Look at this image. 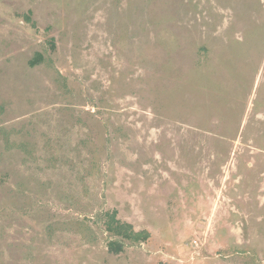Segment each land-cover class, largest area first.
<instances>
[{"label":"rangeland","instance_id":"374dc122","mask_svg":"<svg viewBox=\"0 0 264 264\" xmlns=\"http://www.w3.org/2000/svg\"><path fill=\"white\" fill-rule=\"evenodd\" d=\"M0 264H264V0H0Z\"/></svg>","mask_w":264,"mask_h":264},{"label":"trees","instance_id":"16d2710c","mask_svg":"<svg viewBox=\"0 0 264 264\" xmlns=\"http://www.w3.org/2000/svg\"><path fill=\"white\" fill-rule=\"evenodd\" d=\"M42 62L41 54H35V56L29 61V65L34 67ZM107 230L114 236L120 237L124 240L137 242L145 241L147 239V234L142 232H133L129 225L121 224L119 221L115 220V217L112 216L107 221ZM109 250L114 253H119L122 250V246L117 241L109 243Z\"/></svg>","mask_w":264,"mask_h":264}]
</instances>
